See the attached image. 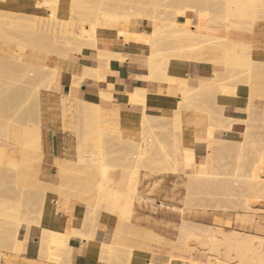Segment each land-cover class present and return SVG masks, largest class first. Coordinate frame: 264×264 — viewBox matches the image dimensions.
Instances as JSON below:
<instances>
[{
    "label": "bare ground",
    "instance_id": "obj_1",
    "mask_svg": "<svg viewBox=\"0 0 264 264\" xmlns=\"http://www.w3.org/2000/svg\"><path fill=\"white\" fill-rule=\"evenodd\" d=\"M60 1L68 3L75 0ZM123 1L126 0L120 1L121 3L119 4H117L119 0L118 2L116 1V5L114 4L112 8L111 6H108L105 15L99 19L97 18L94 21L80 22L81 24L78 28L79 31H77L78 29L75 31L73 30L75 33H71V38L67 37V39L70 38V41L68 40L66 44H75L76 47L73 50L77 52H80L84 47L96 49L99 55L103 56L104 62L107 63L111 58L114 59V57H117L118 59L119 55L112 53L110 50V52H107L97 49V37L117 36L121 37L123 40L135 39V33L131 30L130 26L133 25L134 20L140 17L144 18L150 22L151 32L148 36H145L144 34H138L136 36L137 39H140L150 45V53L148 55L147 63L149 70L146 69L149 74L147 73L148 76L144 77L146 79H157L165 82L169 81L179 83L178 94L180 96L176 99V105L172 107H164L160 113L163 116L155 114L152 115L144 112V109H146L144 107L147 102L145 90L142 88L135 89L134 92L129 95V100L133 105L141 106L142 111L139 114L137 121L135 123L133 121H124L119 129L115 127V122H111L117 132H129L130 134L127 133V138L130 136L129 140H131L137 148V151L132 153L128 158L127 164H124L129 171H126L122 175V182L125 186L123 190H112L106 186V174L108 172L107 164L99 159L95 160V157L93 156L95 153H80L77 160L72 164L68 161L61 160L62 158H53L52 163L55 167V173H57L61 179L59 183L73 181L78 184L83 183L86 187V190L83 193V201L85 204L84 216L80 217L76 215L74 202L68 201V206L64 212V215L72 218L68 230H64L61 227V218L57 219L55 229H52L49 226L50 224L47 223L46 225H41L40 251L38 250L40 257H38L42 260L50 257L56 261V263L64 264L65 260L70 256L72 250L71 245L68 244V239L76 238L87 244L84 260L85 264H111L113 262L116 264V259L114 261L112 254H109L112 246L101 240L100 236L102 234L97 229L94 220L96 217L101 216L105 212L109 214L114 212L128 214L131 211V199L134 198L140 200L144 198L139 190V171L142 165L147 162V158L151 163L158 164L162 171L177 170L183 173L182 177L185 179L184 186L186 191L185 203L191 201L192 196L195 193H211L217 196V198H215L217 207L223 209L235 208L245 210L251 208L250 199H264V133H262L263 130H260V128H264V125L263 127H261L262 125H254L253 122L250 121V116L252 114L251 104L254 99L257 98L256 96L264 91V51H260L258 49L260 46L257 43L258 47L254 46L251 41L246 39V33L244 32L246 31V28L243 27L245 23L247 24L250 19H253L255 11H257V7L264 5V0H251L249 5L244 4V0H226L225 3L223 2L224 4L222 3L224 9H222V11L220 10V14L217 13L213 17L218 23L217 28L209 29L205 27L207 17L203 16L198 18L197 14L190 13L187 18L181 17L178 20H176V18L174 23H172V26L169 27L170 29L168 32L161 29V26H159V19L157 16L154 17L155 14L151 17H149L150 15H144L143 12L145 10L142 11L143 9L138 8L134 2L127 0V3H123ZM159 5L161 6V4ZM147 12H145V14H148ZM0 21H3V19H0ZM10 22L12 21L8 22L11 25L15 23L14 21V23ZM219 23H223L225 28H236L239 31L238 35L232 38H220L215 35L218 31H220ZM0 25L2 24L0 23ZM39 31L41 36H46L50 34V27L45 26ZM167 43H170V46L166 49H162L161 46L164 45L165 47ZM167 49H171L173 51H171L172 53L168 52L169 55L171 54V57H176V53L179 52L178 56L182 58V56L185 55L186 57L187 55L188 57L186 59H191L189 56H194V54H196L194 52H197L199 57L203 55L201 58L197 57V55V58H195V56L192 57L196 60H200L204 57L203 59L207 61L211 60V62H215L216 59L214 60V58L220 56L216 63H221V56L222 58L225 56V58L227 57L228 59H232V62H235L237 58L241 59L240 57L242 55L249 54V56H246V58L243 56L247 62H243V58L238 61L243 63V67H240V65L237 66L238 63H232L235 64L234 67H238L233 69L235 71H230L228 69L229 72H226L227 70L219 71L213 68L209 70L210 72H203L202 77L198 80L196 85H190L188 83L187 73H177V71L173 72L169 69V63L166 59H164V51ZM68 52L69 50L65 48L61 51V54H63V57L66 56L69 58ZM181 53L182 55H179ZM188 53H190V55ZM8 54L10 56L8 57L7 55V59L9 58L8 60H10L11 57L12 61V57L15 56L10 54V52H8ZM66 57L62 59H66ZM58 58H61V56H58ZM15 59L16 58H14V60ZM62 59H58L57 62H61ZM246 66L249 69H247ZM36 68L22 74V80L18 81V77L15 79L20 83H24L25 86L22 84L20 86L16 85L14 82L15 80L11 81L12 84L15 83L16 87L14 88L11 86L14 89H9L11 92H8V98L5 96L6 99L3 101L2 105L5 106L9 102H11V104L14 102L15 106H18L17 101L18 104L19 99L20 101H23L21 100V96L23 98L24 93L30 91V88H32L30 87V90L24 88L28 86L27 83H30L31 85L33 84L32 86H34L40 81L38 84L39 86L41 81L43 83L46 82L50 70H48L45 65H39L36 66ZM241 68L243 70L245 68L246 70L241 71ZM71 69H69L70 83L73 86H79L83 79L87 76L98 79L100 83L103 82L104 76L99 74L97 67L85 65L78 69ZM207 75H209V79L207 78ZM9 85L10 84H8V86ZM11 87L9 86V88ZM7 91L8 89L5 90V92ZM235 96H240L239 98L242 97V101H240L242 103L238 104L239 102L237 99L235 100V105H241L244 107H235L233 109L223 110L221 103L225 101L224 99L232 97L234 99ZM110 97L111 96H109V98ZM73 99L74 113L76 114V117L82 119L84 125H81H83V128L85 130H92L94 128L98 132V127H93V124L101 121L103 105L101 103L88 102L81 98L73 97ZM230 100L231 99H229V104H232L234 100L232 102H230ZM257 105L259 106V104ZM4 106H1V108ZM9 106L10 105H8V107ZM12 106L14 108V105ZM217 107L220 108L219 110H221V112L213 109H217ZM212 111L215 112L214 115L218 114L216 118L215 116L214 118L212 117ZM227 113L236 114L238 116L245 115V117H232L226 115ZM253 114L255 113L253 112ZM260 114L262 115L263 113L260 112ZM167 116L172 120V122H178L182 125L178 128V130H176V128L166 130L168 131L169 137H173V141L170 144L165 142L164 135L158 137V135H160V131L158 130L157 132V129H155L153 124L157 120L164 119V117ZM255 116L252 115L251 117ZM248 120L251 123H248ZM78 121L81 122V120ZM3 122L5 123V121ZM255 122L256 120L254 123ZM4 123H2V125L6 126ZM200 123H204L206 125L200 129L193 127L195 124ZM7 129H5L6 131H3V126H0V131L4 133L6 132L5 134L3 133V135H1V133L0 136L4 137V135H7ZM217 129L220 131H216ZM141 131L146 133L144 138L141 137ZM178 131L179 133H177ZM4 138L8 139V136H5ZM27 147L28 146L26 144H22L20 147L22 162L26 166L39 170L40 164L38 165L37 163L38 157L41 155V151L38 148L35 152H29ZM151 149L158 151L162 150L163 153L162 155H160L161 153H157V155L152 156L150 153ZM101 153L102 152H100L99 155H101ZM224 158L231 159L233 164V168L231 170L225 169L228 166L224 168L225 165L223 166L221 164V161ZM93 165L96 168L93 167ZM125 167L123 170H125ZM31 173L30 170L17 171L15 176L17 180L21 179L30 183ZM48 174L49 171L46 170L44 175L47 176ZM32 177V183L34 186L43 184V181L41 182V180H39L37 173H34ZM54 184L57 185V183ZM60 185L61 184H59V187H61ZM16 194L19 198L22 196L20 191ZM12 195H14V193ZM66 195L72 198L75 196L72 192ZM56 196L57 195L53 190L51 193L49 192L47 194H42L36 190L27 193L29 201L41 205L43 213L41 216L45 215L49 217V219H55L56 216ZM28 200L26 201L27 204ZM20 204V202L15 203L8 201V199L5 198L2 199L0 195V243L6 245L11 244L8 246L9 249L12 244L14 246H18V233L20 227L23 224L35 222V220L22 221L19 219V213L21 212ZM257 208L258 207H253L254 210H257ZM262 208L264 210L263 206ZM61 215H63V213ZM235 221L239 225L245 226L251 222V217L247 211H240L235 214ZM238 230L228 232L222 230L220 227H213L210 225L200 227L191 225L185 221L181 222L178 226L179 240L185 246H187L185 237L188 234L193 233L203 238L206 242H210L211 246L212 244L216 247L220 246L223 248L222 250H224L225 254H227L224 259L216 257L213 262H211L208 258L206 264H231L228 257V254L231 251L238 257L243 254H247L250 257V260H253L254 263L263 264L264 261H262V257L264 255V241L262 242L256 239L263 237L258 235L245 237V233L242 232V230ZM1 249H3L2 246L0 250ZM209 257H211V255ZM144 264H172V260L169 259V257L160 259L153 256L144 262Z\"/></svg>",
    "mask_w": 264,
    "mask_h": 264
},
{
    "label": "rangeland",
    "instance_id": "obj_2",
    "mask_svg": "<svg viewBox=\"0 0 264 264\" xmlns=\"http://www.w3.org/2000/svg\"><path fill=\"white\" fill-rule=\"evenodd\" d=\"M106 1L107 0H75L65 3L60 0H0V19H3V21H0V23L2 24L0 25V100L2 101H0V105L4 106L2 104L6 97L8 98V92L10 90H13L16 85L20 86L22 84L23 86H25L24 83L18 82L22 80V74L29 70H34L36 66L39 65H45L47 69L50 70L48 79H46L45 83L41 81V84L39 86L38 84L40 81L37 82V85L35 84L34 86H32L33 84L31 85L30 83H27L28 86L24 88H26L27 90L30 87L32 88H30L31 90L29 89L30 91L28 92H25V89L24 92L27 94L24 93L23 98L21 96V100L23 101H20L19 99L20 105L17 101L18 106H15L14 102L12 104L11 102L7 103L8 105H10L9 107L6 103L4 107L1 108L0 106V126H3V131H6L5 129H7L8 127V134L4 135V137L8 136V139L0 136V195L2 199L5 198L8 199V201L15 203L20 202L21 212L19 213V219L22 221L35 220V222L27 224H35L39 226L40 229L42 228V224H50L53 218L49 219V217L45 215L41 216V214H43L41 205L29 201V198L27 197L28 192H33L36 190L42 194H47L49 192L51 193V191L53 190L57 195L55 211L58 204V208H62L61 213H63V215L61 216V218L67 219L69 221V224H71L72 218L70 216L64 215L65 209L68 206V201L74 202L76 215L80 217L84 216L85 204L83 201V193L86 190V187L83 183L78 184L74 183L73 181L59 183L61 179L59 175L55 173V167L52 163L53 158H62L61 160L68 161L72 164L77 160L80 153H95L93 155L95 157V160L99 159L100 161H103L105 164H107L108 172L106 174V186L112 190H123L125 186L122 182V175L126 171H129V169L124 166V164H127V160L131 156V154L137 151L135 145L131 142V140H129V135V137L127 138V133L129 132H117L115 128L117 127V129H119L124 121L133 120L127 118L125 120H122L120 124H116V126L113 127V118L101 113V121L99 123L93 124V127H98V132L94 128L92 130H85L83 128L84 124L82 122V119L76 117V114L74 113L73 97L65 95L59 99H51L46 95V92L52 90V85L57 84L61 68H63L64 62L67 59L66 56V59H62L65 57L62 56L63 54H61V51L65 48L68 49V57L71 56L73 52H77L73 50L76 47L75 44H66L68 40L70 41L71 33H75L74 31L79 28V25L81 24L80 22L94 21L97 18L99 19L103 17L106 13V10L108 9V6H111L112 8V6H114V4L116 5V3L118 2V0H108L107 3H110V5L107 4ZM120 1L122 0H119L117 4L121 3ZM126 1H123V3H125ZM128 1L134 2L138 8L143 9L142 11L145 10L143 12L144 15H150L149 17H151L155 14L154 17L157 16V18L159 19V26H161V29L168 32L170 29L169 27L172 26V23H174V20L176 18V20L180 19L181 17L187 18L190 13L197 14L198 18H201L203 16L207 17L205 27L209 29L217 28L218 23L213 17L217 13L220 14L222 9H224L223 4L226 0ZM250 3L251 0H244V4L249 5ZM159 4H161V6ZM18 5L29 6L30 8L21 10L22 13H20L18 12V10L21 7L19 8ZM29 11H33V13L26 14V12ZM145 12H147L148 14H145ZM149 12L153 14H150ZM254 14L255 15L253 19H250L249 22L246 21L247 24L245 23V25L243 26L244 28H246V31L244 32L246 33V39H248V41H251V43L256 47H258V44L260 46V48L258 49L260 51H264V5L257 7V11H255ZM138 19L144 18L140 17ZM9 21H12L10 23L15 22L16 24L14 23L13 25H11L8 23ZM219 24L220 31H218L215 35L219 36L220 38H232L238 35L239 31L236 28L229 29L227 27L225 28V25L223 26V23ZM45 26L50 27V34L41 36L39 30H41ZM77 31H79V29ZM67 37L70 38L67 39ZM257 38L259 39V42ZM169 46L170 43H167L165 47L164 45H162L161 48L166 49ZM85 49L96 50L93 48L84 47L80 52ZM171 51V49H167L164 51V59L168 61L169 69L173 72L177 71V73L180 72L188 74V72L186 71V64L189 61L200 63L201 70L199 75L191 77L188 74V83L190 85H196L198 80L202 77V73L209 71L211 69V66L219 71L227 70L226 72H229L228 69L230 71H235L233 69L238 68V65H240V67H243V63L238 61L242 60L243 58L244 62L246 56H249V54L242 55L240 57L241 59L237 58L235 62H232V59L230 58H225V56L222 58L221 56L220 60L223 61H221V64L216 63L218 61L217 59H219L220 56L214 58V60L216 59L215 62H211V60L209 59V61L203 59L204 57L200 60L193 59L192 57L194 56L195 58L199 57V55H197V52H194L196 53L194 54V56L188 53L191 59H186L188 56L186 55L185 57L184 55L181 58L180 56H178L179 52L176 53V57H171V54H168V52L170 53ZM8 52L15 56L12 57L13 60L14 58H16L14 61H11V57L10 60H8L9 58L7 59V55L8 57L10 56ZM182 53L179 55H182ZM58 56H61V58H58ZM202 56H200L199 58H201ZM49 57H52L53 59L56 58L57 61L58 59H62V61H56L54 65L48 66L47 63L49 61ZM98 58L100 61L104 62L103 56H100L99 53ZM177 61H183L184 65L182 67L172 66L171 62L176 63ZM57 63H59L60 66ZM232 63L238 64L234 67L235 64ZM246 68L249 69L247 66ZM242 70L243 69L241 68V71ZM244 70L246 69L244 68ZM98 71L100 75H103L101 74L99 68ZM17 77L18 81L15 80L17 79ZM207 78H210L209 75H207ZM13 80H15L14 82L16 83V85L15 83H11V81ZM165 83L172 86L176 85L177 87H179V83L176 82L166 81ZM8 84H10V87L13 86L14 88H9ZM7 89L8 91L5 92V90ZM178 96L180 95L178 94ZM262 96L264 97V91L257 95V98L255 97L256 99H254L251 104V116H256H250V121L253 122L254 125H262L261 127H263L264 125V100ZM239 97L235 96L236 99H233V97L224 99V103H221V106H223V110L233 109L235 107H244L241 105H235V100L237 99L239 102H237L238 104L242 103L240 102L242 101V97ZM176 99L174 100V102H170V105H168L167 107L176 105ZM229 99H231L230 102L234 100L233 102L235 103L232 102V104H229ZM257 104H259V106ZM12 105H14V108ZM133 107L134 110H137L141 113V106L133 105ZM215 108L213 109L221 112V110H219V107H217V109ZM253 112L255 114H253ZM260 112L263 114L261 115ZM160 113L155 115H162ZM214 113L215 112L212 111V117L214 118L215 116L216 118L218 114L214 115ZM226 115L241 118L245 117V115L238 116L231 113H227ZM254 119L256 120L255 123ZM78 120H81V122ZM3 121H5V123ZM133 122L135 123L136 121ZM251 122H249L248 120V123ZM2 123L6 124V126L2 125ZM153 124L155 129H157L156 131H160V135H158L159 133L157 134L158 137L164 135V139L167 144L172 143L173 137H169L168 131L166 130L175 128L176 130H178V128L182 126L178 122H172V120L168 116L164 117V119L157 120ZM204 125L206 124L200 123L195 124L193 127L196 129H200ZM260 130H263L262 133H264V128H260ZM216 131L220 130L217 129ZM142 132L143 131H141V137L144 138L146 133ZM3 133L4 132L0 131L1 135H3ZM177 133H179V131ZM22 144H26L28 146L27 149L29 152H35L38 148L41 151V155L40 157H38L37 163L38 165L40 164L39 170L33 167L26 166L22 162V153L20 148ZM52 148L54 149L53 152L51 151ZM100 152H102L101 155H99ZM150 153L152 156L157 155V153H161L160 155H162L163 151L151 149ZM229 159L230 158H224L221 161V164L223 166L225 165L224 168L228 166L227 168H225L227 170H231L233 168L232 161L231 159ZM146 161L147 162L142 165L139 171V190L141 191L140 193L143 197L152 196L154 198H159L160 204L158 205H155L154 198L148 201L152 203V205L150 206V209L152 210L151 212L154 213L157 219L162 218L163 220L154 221L153 228L149 229L140 227L137 223H135L134 216L136 214V205L145 200V198L140 200L132 198L131 211L128 214L118 212L109 214L105 212L106 214L103 213L101 216L96 217V219L94 220L97 229L102 234L100 236L101 240L104 243H109V245L112 246L109 254H112V258L114 259V261L116 259V264H144V262H146L153 256H156L160 259L169 257V259L172 260V264H206L208 258L211 260V262H213L215 261L216 257L223 259L226 257L227 254H225L224 250H222L223 248H221L220 246L216 247L213 244L211 246L210 242H206L205 240H203V238L193 233H190L185 237L187 246L180 242L178 226L183 221L191 225L200 227L206 225H214L213 227L219 226L222 230L228 232L240 229L238 231L242 230V232L245 233V237H253L252 234H254L263 237L256 238L258 241H264V234L259 232L257 229V226H259V221L264 216V210L262 208V206L264 207L263 198L250 199L251 210L235 208L223 209L217 207L215 201V198H217V196L211 193H195L193 194L191 201L185 203L186 191L184 186L185 179L182 177L183 173L181 171H173L171 169V171H162L159 168L160 166L158 164L151 163L148 158L146 159ZM93 167L95 166L93 165ZM124 167L125 170H123ZM26 170H30V173L33 171L30 174V183L21 179L17 180L15 176L17 171ZM46 170L49 171V174L47 176L44 175ZM34 173H37L39 180H41V182L43 181V184H38L37 186L33 185L32 175ZM54 183H57V185H55ZM59 184H61V187H59ZM159 184H161V186L158 189H155L159 186ZM19 191L22 193V196L20 198L16 194ZM12 192L14 193V195H12ZM71 192L75 195L73 198L66 195ZM27 200L28 204L26 203ZM167 206L170 207L168 208ZM253 207H258L259 209L257 208V210H254ZM155 210H160L162 213H159ZM240 211H247V213L251 217V222L249 224L241 226L235 221V214L239 213ZM108 222H110L112 225L114 223V225L111 232L108 235H105L104 233L107 229ZM55 228L56 223L55 227H52V229ZM5 245L6 244L0 243V248L1 246L3 247V249H1L0 251L9 250V244H7L6 246ZM210 255L211 257H209ZM2 256L3 254H0V257ZM4 257L5 255L2 258ZM228 257L231 264H259L254 263L253 260H250V257L247 254H243L238 257L234 252L231 251L228 254ZM117 258L119 262L117 261ZM262 258V261H264V255ZM111 264L115 263L113 262Z\"/></svg>",
    "mask_w": 264,
    "mask_h": 264
},
{
    "label": "crops",
    "instance_id": "obj_3",
    "mask_svg": "<svg viewBox=\"0 0 264 264\" xmlns=\"http://www.w3.org/2000/svg\"><path fill=\"white\" fill-rule=\"evenodd\" d=\"M18 7H21L18 10L20 13H22L21 10L30 8L29 6L20 5H18ZM30 13H33V11L26 12V14ZM130 28L135 33V39L123 40L121 37L117 36H100L96 39L97 49L118 54V59L114 57V59L111 58L105 63L99 60L96 50L85 49L82 52H73L71 56L65 60L57 84H53L52 90L46 92L47 97L59 99L62 96L68 95L81 98L88 102L101 103L103 105L102 113L113 118V122L116 124H120L122 120L127 118L133 121H137L139 118L140 112L134 110L133 104L129 100V95L133 93L135 89L142 88L145 90L147 102L144 107L146 108L144 112H146V114H159L165 106L170 105V102H174V100L178 98L179 93L176 85L172 86L162 81L145 78L149 74L147 71L149 70L147 58L150 53V45L137 39L136 36L138 34L148 36L151 32L150 22L146 19H136L133 21V25H131ZM56 61V58L53 59L49 57L47 64L48 66H52ZM171 64L175 67H182L184 62L177 61L176 63L171 62ZM85 65L99 68L101 74L104 76L103 82L100 83L98 79L87 76L79 86L71 85L69 69L72 68L71 70H74ZM211 69H213V66H211ZM200 70L201 65L198 62L189 61L186 64V71L191 77L199 75ZM109 93L112 94L110 95ZM109 96L111 97L109 98ZM51 151L53 152L54 149L52 148ZM160 186L161 184L155 189H158ZM144 198L145 200L136 205L134 219L135 223L140 227L149 229L153 228L154 221L163 219H157L154 213L151 212L150 206L152 203L148 200L154 197L150 196ZM154 200L155 205L160 204L159 198H154ZM61 209V207L58 208L57 204L55 219L53 218L50 222L51 228L55 227L57 219L61 218ZM155 211L162 213L160 210ZM60 224L64 230H68L70 227L69 221L64 218H61ZM113 225L108 222L107 229L104 233L105 235L111 232ZM257 229L264 234V216L259 221ZM18 239V246L12 244V246H10L12 249L10 248L8 251L0 252V254L6 256L0 258V264H57L55 261H52L53 259L50 257L44 260L39 258L40 254L38 250L40 251L41 240V229L39 226L35 224H23L19 229ZM68 244L71 245L72 250L70 256L65 260V263L85 264L86 243L76 238H69Z\"/></svg>",
    "mask_w": 264,
    "mask_h": 264
}]
</instances>
